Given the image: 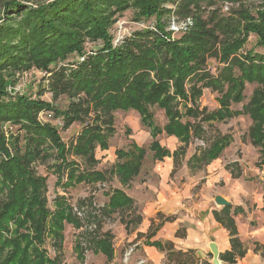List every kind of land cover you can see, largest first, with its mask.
Wrapping results in <instances>:
<instances>
[{"label": "trees", "instance_id": "16d2710c", "mask_svg": "<svg viewBox=\"0 0 264 264\" xmlns=\"http://www.w3.org/2000/svg\"><path fill=\"white\" fill-rule=\"evenodd\" d=\"M238 1L241 0H0V124L10 122L18 127L16 135L8 142L11 153L0 132V264H57L56 259L47 258L37 247L43 243L46 233L60 240L63 222L76 223L71 209L58 201L55 203L57 212L48 219L42 197L45 180L29 167L44 152L42 147L46 142L59 156L64 153L56 131L36 121L40 111L52 108L47 103L9 91L16 85V75L31 68L50 74L55 93H83L94 109L108 112L109 116L115 110L136 111L142 125L149 128L151 138L155 139L148 147L152 158L157 162L170 158L174 165L186 154L191 142L200 139L202 124L234 117L236 112L230 110V104L242 100L245 83L256 84L244 109L251 121L247 134L250 144L258 148L260 166H264V54L250 51L236 56L249 34L255 36L257 47L264 48V5L255 15L239 10L235 23L226 25L229 28L226 35H229L221 49V58L236 67L239 75L227 73L222 80L202 73L204 56L213 50L212 29L196 18L190 29L182 31L180 37L172 38L163 23V18L171 13L167 6L187 10L202 3ZM128 10L133 11L136 22L154 18L155 24L151 29L134 32L113 46L110 28L117 17ZM97 42L101 43L99 49L85 51L86 43ZM73 56L78 60L69 63ZM194 81L221 93L217 98V111L207 114L205 109L199 110L194 105L201 95L200 88H195V83L189 91L185 88ZM221 82L228 87L224 93L220 90ZM151 106L163 110L166 123L162 128L154 125L149 111ZM52 111L55 116L62 117L65 127L80 113L74 104L63 112ZM161 134L177 139L181 146L170 152L156 140ZM102 137L96 128H86L78 139L76 152L83 153L84 145L90 147L94 141L105 149ZM21 141L24 142L23 151L19 146ZM229 144L228 136L214 139L198 154L194 153L187 165L191 168L196 165L200 169L207 167ZM144 156L145 150L138 146L117 152V159L125 160L116 166L121 184L128 185L138 175ZM89 177L100 180L101 174L80 175L74 183L90 180ZM262 191L264 196V184ZM132 205L133 200L124 191L114 189L106 206L109 212H114L131 209ZM231 209L229 206L213 213L215 221L230 238V251L219 255L224 264H234L245 254L237 238ZM236 211L237 208L234 213ZM174 220V217L163 218L146 235L143 245L165 253L169 264H196L186 257L190 252L176 251L170 242L150 241L165 222ZM23 229L30 230L32 236L23 234ZM179 233L180 230L175 237L184 236ZM110 240V235L105 234L95 242L96 251L109 262L114 255Z\"/></svg>", "mask_w": 264, "mask_h": 264}, {"label": "rangeland", "instance_id": "374dc122", "mask_svg": "<svg viewBox=\"0 0 264 264\" xmlns=\"http://www.w3.org/2000/svg\"><path fill=\"white\" fill-rule=\"evenodd\" d=\"M262 5L264 0L218 2L212 5L202 3L199 7L187 10L167 6L171 13L163 18V23L166 31L171 32L172 38H178L182 31L190 29L196 18H199L206 28L212 29L213 50L204 56L202 73H206L210 78L222 80L227 73L235 77L239 75L236 67L221 58V49L229 35H226L229 30L226 25L232 26V23H235L239 10H246L255 15ZM154 24V18L136 22L132 10L124 12L117 17L116 23L109 31L113 37V46L119 45L125 37L138 30L153 28ZM100 47V42L86 43L85 51L89 53ZM250 51L264 54V48L256 46L253 34H249L236 56L245 55ZM76 60L78 58L73 56L68 62ZM49 76L50 74L44 71L31 68L21 75L17 74L16 85L13 89L9 88L11 94L24 95L33 101L47 103L52 110L58 112L68 110L73 104L80 110L77 119L67 127L64 126L62 117L55 116L51 109L42 110L36 116L39 124L48 125L56 131L64 147L63 156H59L50 143L46 142L42 147L44 152L29 164L33 173L45 180L42 197L49 213L48 219L57 212L55 203L58 201L71 209L73 220L76 222L73 225L63 222L60 240L53 239L47 233L44 235L43 243L37 248L45 252L47 258L56 259L57 264H169L164 254L143 248L142 243L146 235L166 217L174 216L180 220L184 219L185 222L205 220L211 209L220 210L213 202V198L218 195L229 202L232 209L239 206L243 211L234 216V221L240 242L248 256L235 264H264V258L261 257L264 255V166H260L258 148L250 144L247 134L251 121L244 109L256 84L245 83L242 100L230 104V110L236 112L234 117L202 124L203 134L200 139L191 142L186 154L173 165L171 173V170L166 171V167L167 164L172 165V159H165L160 163L152 158L148 147L155 139L151 138L149 128L142 125L140 115L136 111L115 110L109 116L108 112L94 109L83 93H55ZM192 84L201 90V95L194 105L199 110L205 109L207 114L217 111V98L221 93L215 88L202 87L203 83L195 81L186 85L187 91ZM219 86L223 93L228 90L226 83L221 82ZM182 107L183 103L180 105V108ZM149 111L153 115L154 125L162 128L166 123L163 110L151 106ZM91 127L96 128L103 136L106 148L103 149L98 141H94L90 147L85 144V150L79 154L76 152L78 139L86 128ZM17 129L18 127L10 122L0 124V132L10 153L8 142L16 135ZM223 136L230 137V144L217 160L202 169L196 165L192 168L187 165L194 153L198 154L199 150L209 146L214 139ZM156 140L170 152L181 146L177 139L164 134L157 136ZM19 146L23 151L24 142L21 141ZM133 146L144 149L145 156L138 175L128 185H123L119 182L116 166L125 160L117 159V152L129 151ZM94 172L101 174L100 180L97 178L94 181V177H89L90 180L74 183L76 177ZM114 189L124 191L133 200L131 209L109 212L106 205L109 194ZM177 194L183 195V201L188 204L187 209H181L174 215L166 214L160 208L173 207V198ZM191 205L193 208L189 210ZM180 228L181 235L186 228L184 225ZM21 232L32 236L30 230L23 229ZM105 234L110 235L114 252L110 262L95 248L96 240ZM151 239L156 240V236ZM211 241L215 242L212 237ZM220 248L222 249L221 246ZM186 257L192 258L191 261L195 263L211 264L212 260V255L207 249L198 255L191 252Z\"/></svg>", "mask_w": 264, "mask_h": 264}, {"label": "crops", "instance_id": "0c3cea01", "mask_svg": "<svg viewBox=\"0 0 264 264\" xmlns=\"http://www.w3.org/2000/svg\"><path fill=\"white\" fill-rule=\"evenodd\" d=\"M166 159H170V158H166ZM162 163V162H160ZM173 161H172V165L167 164L166 167V171L173 169ZM173 170H171V173ZM170 173V175H171ZM174 202H173V207H166L163 206L160 209L162 211H164L166 214L170 213V215H174L176 213H178L181 209H187V202H185V200L183 201V195L181 194H177L174 196L173 198ZM156 208H158V206H156ZM193 208V206L191 205V208L189 210H191ZM237 208L236 213H234V210ZM222 210V208H220V210H215V209H211L209 212V215H207V218L205 220H191V221H187L185 222L184 219H179V218H175L174 221L172 222H165L160 228V230L158 229L155 233L156 236V240H150V241H160L161 243H166V242H170L172 243L174 249L176 251H181L183 253H187V252H193V254H199L202 251H204L205 249L209 250V244L213 241H211V237L213 238V240L215 241L214 243L217 245V248L219 250V255L223 254L224 252L230 251V243H229V236H228V232L219 224L215 221V218L213 216V213H219ZM157 212V211H156ZM239 212H243L242 209L237 206L234 209H231L230 214L234 220V216L236 214H240ZM174 217V216H173ZM177 221V222H176ZM235 222V221H234ZM184 225L185 226V231H184V236L183 237H175L176 232L181 229L180 226ZM236 226V224H235ZM237 231V238L239 239V234H238V230L236 228ZM166 234V235H164ZM170 235V236H169ZM154 236V237H155ZM153 237V238H154ZM164 240V241H162ZM240 241V239H239ZM143 245V243H142ZM220 246L222 247V249L220 248ZM144 249H149L151 251H157L155 248L153 247H148L143 245ZM245 249V248H244ZM210 251V250H209ZM221 252V253H220ZM161 253V252H159ZM164 254L165 253H161ZM248 256V254L246 253L245 250V254L242 258H237L235 260V263L238 261H242L245 260L246 257ZM262 258H264V255H261ZM166 258V256H165ZM220 261V260H219ZM221 262V261H220ZM206 264H209L208 262H205ZM234 263V264H235ZM196 264H204V263H196ZM224 264V263H222Z\"/></svg>", "mask_w": 264, "mask_h": 264}, {"label": "water", "instance_id": "95a60500", "mask_svg": "<svg viewBox=\"0 0 264 264\" xmlns=\"http://www.w3.org/2000/svg\"><path fill=\"white\" fill-rule=\"evenodd\" d=\"M213 202L217 207H220V208H225V207L231 206V204L229 202H227L224 198H222L221 196H218V195L213 198ZM209 250H210V253L212 255L211 264H220L219 250L217 248V245L214 242H211L209 244Z\"/></svg>", "mask_w": 264, "mask_h": 264}]
</instances>
